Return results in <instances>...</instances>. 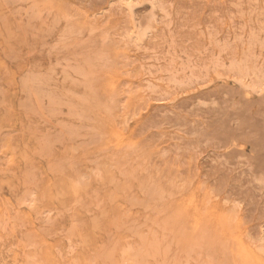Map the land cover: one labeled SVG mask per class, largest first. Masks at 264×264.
Here are the masks:
<instances>
[{"label":"rangeland","instance_id":"374dc122","mask_svg":"<svg viewBox=\"0 0 264 264\" xmlns=\"http://www.w3.org/2000/svg\"><path fill=\"white\" fill-rule=\"evenodd\" d=\"M0 264H264V0H0Z\"/></svg>","mask_w":264,"mask_h":264},{"label":"bare ground","instance_id":"6f19581e","mask_svg":"<svg viewBox=\"0 0 264 264\" xmlns=\"http://www.w3.org/2000/svg\"><path fill=\"white\" fill-rule=\"evenodd\" d=\"M15 103H16V102H15ZM73 185H74V183H73ZM78 186H79V185H78ZM78 186H77V187H78ZM53 201H54V200H53ZM26 202H27V201H26ZM24 203H25V202H24ZM25 204H27V203H25ZM27 205H29V204H27Z\"/></svg>","mask_w":264,"mask_h":264}]
</instances>
